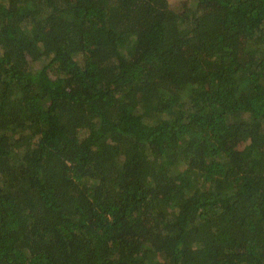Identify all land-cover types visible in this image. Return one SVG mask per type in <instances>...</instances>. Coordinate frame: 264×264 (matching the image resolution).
I'll return each instance as SVG.
<instances>
[{
  "label": "trees",
  "instance_id": "obj_1",
  "mask_svg": "<svg viewBox=\"0 0 264 264\" xmlns=\"http://www.w3.org/2000/svg\"><path fill=\"white\" fill-rule=\"evenodd\" d=\"M0 264H264V0H0Z\"/></svg>",
  "mask_w": 264,
  "mask_h": 264
}]
</instances>
